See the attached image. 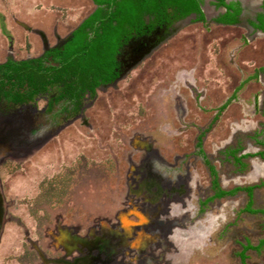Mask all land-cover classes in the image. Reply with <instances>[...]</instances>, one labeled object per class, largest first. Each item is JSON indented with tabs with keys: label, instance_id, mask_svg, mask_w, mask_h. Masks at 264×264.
I'll use <instances>...</instances> for the list:
<instances>
[{
	"label": "rangeland",
	"instance_id": "374dc122",
	"mask_svg": "<svg viewBox=\"0 0 264 264\" xmlns=\"http://www.w3.org/2000/svg\"><path fill=\"white\" fill-rule=\"evenodd\" d=\"M92 9L90 0H0V63L39 56L41 35L55 45ZM206 14V24L182 23L115 86L97 90L75 122L0 168L7 210L0 264H19L23 253L34 264L30 243L50 254L56 227L97 233L117 227L118 216L148 223L160 264H242L241 246L264 239V216L241 213L245 194L201 205L212 194L195 156L203 133L223 189L264 184V161L244 160L241 172L224 154L262 149L252 137L264 141V74L252 76L264 66V34L246 24L216 25ZM150 157L188 172L185 196L153 207L128 191ZM254 203L264 209V185ZM246 257V264H264V247Z\"/></svg>",
	"mask_w": 264,
	"mask_h": 264
},
{
	"label": "flooded vegetation",
	"instance_id": "af4514ba",
	"mask_svg": "<svg viewBox=\"0 0 264 264\" xmlns=\"http://www.w3.org/2000/svg\"><path fill=\"white\" fill-rule=\"evenodd\" d=\"M90 1L93 5L92 11L82 19L68 36L60 38L56 35V44L49 46L45 36L41 35L44 44L42 53L39 56L20 60L37 58L53 48H62L65 46L67 41L71 38L73 31L98 9L99 5H97L94 0ZM225 3L227 5L232 3L239 4L240 12L238 14L237 23L224 25L215 22L217 17L227 12L225 7L217 5L216 0H203L201 3L200 8L204 14L205 22L197 21V16L194 13L183 19H175L172 10H169L168 18L166 20L157 23H154L153 19L149 16H144L143 25L126 31L120 40L117 43L114 42V46H111L116 48L115 52H110L112 53L114 60L113 73L102 76L103 78L111 79V81L99 84L95 88L94 93H91L88 89L85 91L76 90L71 94L74 95V97L69 99L66 96L60 97V93L57 90L50 88L46 92L38 93L30 100H13L5 94L3 95L0 93V168L4 166L7 161L16 160L20 158L24 152L43 145L49 138L57 135L63 127L75 122V120L83 113L87 103L91 104L97 99V90H105L108 87L115 86L130 69L142 62V60L155 50L164 40L174 34L178 28H180L182 23L193 20L206 24V13L209 12L214 14L212 16V22L216 25L235 27L246 24L251 30L264 34V31L259 29V17L260 15L264 17V0H226ZM92 34L93 32L88 33L90 37ZM151 48L152 50L147 54V51ZM145 53L147 55L134 65L137 58ZM9 59L20 61L13 58H8L6 61ZM261 74L264 73H260L258 76ZM235 95H233L232 99H234ZM41 99L45 100V104L39 108L37 102ZM225 107L226 106H224V109ZM222 110L223 109L220 111ZM213 121H216V118H214ZM203 134L198 136L196 140L195 156L202 160L210 176V190L212 194L201 202L202 206H206L213 201L220 199H211L214 196L215 191L213 190L212 175L209 167L213 166L215 168V166L202 148ZM226 151L227 149L224 152L225 155ZM241 152L242 148L237 156L245 155L240 154ZM227 157L233 160L231 156ZM244 160L247 159H242L243 163H245ZM206 162L209 163V166ZM236 167L238 168V171H240L239 166ZM82 169H84V167H82ZM215 170L219 181L218 171L216 168ZM243 171L241 170V172ZM139 172V174H141L140 179L137 181L136 185L129 186L128 191L133 194L134 197L143 199L146 205L153 207L159 206L161 205L162 198L175 196L181 198L187 193L186 181L189 177L188 172L181 174L174 168L168 166V164L166 165L163 162L156 163L155 158L153 157L148 158L145 163L142 164V169ZM241 193L245 194L243 192ZM6 213L5 198L0 183V239L3 232ZM118 217L119 218L116 222H112L113 224H117V227L104 226L99 228V232L97 233H91L89 229L84 230L56 227V231L52 236L53 242L52 249L49 252L50 254L47 253V255L42 252L38 247V244L30 243L31 248L35 253L33 263L160 264L161 259L155 256L152 251L153 237L156 236V234L154 235V232L151 229L148 230V223L144 220H138L139 218L134 221L126 220L124 217ZM138 222L140 225H137ZM136 230H139L140 233H137ZM142 230L145 231L144 234L142 233ZM248 244L249 243L246 242V244L241 246V252L243 251L244 246H247ZM248 251L260 252L255 250H247L246 252ZM19 264H30L24 253L20 257Z\"/></svg>",
	"mask_w": 264,
	"mask_h": 264
},
{
	"label": "trees",
	"instance_id": "16d2710c",
	"mask_svg": "<svg viewBox=\"0 0 264 264\" xmlns=\"http://www.w3.org/2000/svg\"><path fill=\"white\" fill-rule=\"evenodd\" d=\"M218 6H223L227 12L215 19L216 23L231 25L238 22L239 4L227 5L226 0H216ZM99 5L72 33L71 38L62 48H53L37 58L8 61L0 64V93L13 100H30L38 93L54 88L60 97H68L76 90L88 89L94 93L101 83H108L111 79L103 78L113 73L114 63L111 51L115 52L114 42H118L123 34L143 25L144 16H149L154 23L166 20L169 10L175 19H183L194 13L197 21L205 22L200 5L203 0H94ZM259 29L264 31V17H259ZM93 32L92 36L88 35ZM264 73V66L252 76L257 79ZM224 109V106L221 108ZM257 145L263 148L256 154L237 156L241 148H229L227 156H231L240 171L247 169L248 164L242 159L259 157L264 160V141L258 135L252 137ZM200 145V144H199ZM209 166V163L206 162ZM212 186L215 191L211 199L233 197L238 193H245L247 201L241 213L249 215H264V209L254 207V191L264 184H255L246 187H235L223 190L218 181V175L213 166H210ZM264 239L257 246L248 244L240 253L242 264H246L247 250L261 251Z\"/></svg>",
	"mask_w": 264,
	"mask_h": 264
},
{
	"label": "water",
	"instance_id": "95a60500",
	"mask_svg": "<svg viewBox=\"0 0 264 264\" xmlns=\"http://www.w3.org/2000/svg\"><path fill=\"white\" fill-rule=\"evenodd\" d=\"M151 50H152V48L149 49V50L147 51V54H148ZM147 54L145 53V54L139 56V57L137 58L136 62H134V65H136L138 62H140V61L145 57V55H147Z\"/></svg>",
	"mask_w": 264,
	"mask_h": 264
},
{
	"label": "crops",
	"instance_id": "0c3cea01",
	"mask_svg": "<svg viewBox=\"0 0 264 264\" xmlns=\"http://www.w3.org/2000/svg\"><path fill=\"white\" fill-rule=\"evenodd\" d=\"M263 150V148L261 149V150H259V151H262ZM261 160V159H260ZM262 161H264V160H262Z\"/></svg>",
	"mask_w": 264,
	"mask_h": 264
}]
</instances>
